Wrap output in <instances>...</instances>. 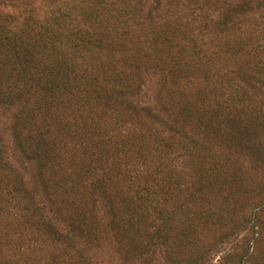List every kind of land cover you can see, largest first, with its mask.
Here are the masks:
<instances>
[{
  "label": "trees",
  "instance_id": "obj_1",
  "mask_svg": "<svg viewBox=\"0 0 264 264\" xmlns=\"http://www.w3.org/2000/svg\"><path fill=\"white\" fill-rule=\"evenodd\" d=\"M0 107V264H264V0H0Z\"/></svg>",
  "mask_w": 264,
  "mask_h": 264
},
{
  "label": "rangeland",
  "instance_id": "obj_2",
  "mask_svg": "<svg viewBox=\"0 0 264 264\" xmlns=\"http://www.w3.org/2000/svg\"><path fill=\"white\" fill-rule=\"evenodd\" d=\"M11 114H12V109L0 107V124H1L2 130H4V132H5V136L7 138V141H9L7 133H8V124L10 121ZM103 252L100 251V253L98 254V256L96 258V261L98 262V264H111L109 262V257L106 256V255H110V254L112 257H114L116 264L118 263V259H117L118 257L116 256L117 253H115V251L111 250L110 247H108Z\"/></svg>",
  "mask_w": 264,
  "mask_h": 264
}]
</instances>
